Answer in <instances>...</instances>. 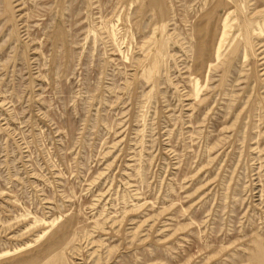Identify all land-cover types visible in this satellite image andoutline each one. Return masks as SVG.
Masks as SVG:
<instances>
[{
    "label": "rangeland",
    "instance_id": "rangeland-1",
    "mask_svg": "<svg viewBox=\"0 0 264 264\" xmlns=\"http://www.w3.org/2000/svg\"><path fill=\"white\" fill-rule=\"evenodd\" d=\"M0 264H264V0H0Z\"/></svg>",
    "mask_w": 264,
    "mask_h": 264
}]
</instances>
